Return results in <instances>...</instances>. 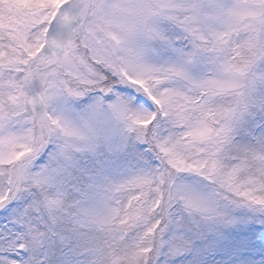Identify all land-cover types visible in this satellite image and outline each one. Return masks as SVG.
Returning a JSON list of instances; mask_svg holds the SVG:
<instances>
[{"label": "snow or ice", "instance_id": "obj_1", "mask_svg": "<svg viewBox=\"0 0 264 264\" xmlns=\"http://www.w3.org/2000/svg\"><path fill=\"white\" fill-rule=\"evenodd\" d=\"M0 264H264V0H0Z\"/></svg>", "mask_w": 264, "mask_h": 264}]
</instances>
